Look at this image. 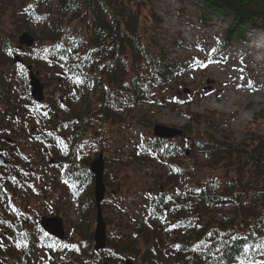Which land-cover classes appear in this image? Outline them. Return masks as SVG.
<instances>
[{"label":"trees","instance_id":"obj_1","mask_svg":"<svg viewBox=\"0 0 264 264\" xmlns=\"http://www.w3.org/2000/svg\"><path fill=\"white\" fill-rule=\"evenodd\" d=\"M194 1L202 22L212 18V14L230 19L227 34L232 40L245 41L246 26L264 32V0ZM143 3L22 0L12 12L17 29L5 38L1 35L0 114H11L13 134L27 116L26 111L36 116L38 123L42 119L51 123L48 131L31 135L50 152L49 143L55 142L51 146L58 161L51 167L61 169L65 187L62 197L72 195L80 206L74 230L86 253H75L76 264H118L125 258L134 259V264H154L161 256L172 258V264H259L264 261V136L254 134L241 142L208 137L191 143L193 150H202L209 160L208 165L200 167L209 174L195 186L187 184V178L195 174L194 168L189 163L183 168L176 163L175 154L186 153L171 139L152 138L135 147L134 158L152 155L168 174L162 185L157 178V187L149 194V204L140 218H128L122 229L124 237L141 239L145 248L135 250L120 240L114 244L110 235L106 236V249L96 253L92 248L96 205L94 178L88 164L100 152L106 153L104 128L129 127L126 118L131 109L159 95L181 69L178 63L169 61L159 46L162 33L158 19L144 10ZM48 4L51 7L43 10ZM1 20L0 31L4 32ZM30 23L43 24L42 36L36 38L31 32L33 46L19 50L17 34L21 29L28 31ZM16 55L21 63L14 62ZM27 66L39 72L40 80L45 73L48 75L49 79L43 81L45 88L54 81V89L42 105L30 100ZM80 95V106L76 107L75 100ZM159 101L164 103L165 97ZM122 112L126 117H122ZM260 115L254 114L250 124ZM91 130L99 135L98 142L89 140ZM23 159L29 165L28 154ZM49 161L45 167H50ZM103 177L108 186L110 179H106L105 172ZM6 178L0 169V204L4 210L0 215L7 213L0 219L7 221L12 234V245L6 247L7 259L13 264H33L37 246L47 245L52 247L53 264H72L62 247L65 243L49 236H40L36 243L35 235L41 233L38 223L26 226L16 217L10 203L15 188ZM106 202L104 197L101 210ZM225 206L230 209L220 212L219 220L213 221L211 215L201 224L210 208Z\"/></svg>","mask_w":264,"mask_h":264},{"label":"rangeland","instance_id":"obj_2","mask_svg":"<svg viewBox=\"0 0 264 264\" xmlns=\"http://www.w3.org/2000/svg\"><path fill=\"white\" fill-rule=\"evenodd\" d=\"M21 1L0 0V18L4 30V32L0 31V41H2L1 35L5 38L17 29L18 23L12 12ZM139 1L144 2L145 7L142 6L145 11L153 13L158 19L157 26L162 33L159 46L167 53L169 61L178 63L181 69L168 87L159 92V95L157 94L151 101L141 104L135 110L131 109V115L126 118L130 121L129 127L114 125L104 128V144L107 149L106 153H103L104 172L106 179H110L105 194L108 202L102 210V217L106 224V236L110 235L114 244L120 240L135 250L145 248L143 241L132 236L124 237L122 229L127 226L128 218L138 219L143 214L150 201L149 194L157 187V178H160L162 185L168 176L166 167L152 155L134 158L135 147L154 138L152 130L155 124L182 130L181 136L171 140L186 153V156L181 153L175 154L176 163L182 168L189 163L195 170V174L187 178V184L191 186H195L209 174L206 169H200L208 165V158L202 150L198 152L193 150L191 143L208 137L231 143L241 142L251 134L264 136V75H262L264 70L255 67L250 57L253 51L245 52L244 42L232 40L228 36L230 19L222 14H212V18H207L206 22H202L199 16L201 11L194 0ZM50 7L51 4L44 5L42 9L47 10ZM43 28L42 23L38 26L30 23L28 31L21 29L17 36L26 31L30 35L31 32L34 33V36L39 38L42 36ZM245 28L247 29L248 26ZM243 33L248 41L254 37L260 38L263 43L264 32L261 29L245 30ZM238 59L246 62V71L242 70L243 65ZM238 74H244L243 82L246 85L243 89L234 90L232 87L236 85ZM47 76L45 73L41 79L42 83ZM224 79L228 80V83L223 81ZM53 82L52 80L49 88L44 86V98L52 93ZM17 86L20 92L24 93L21 84L18 83ZM226 92L235 93L239 95V98L230 103L225 95ZM215 94L226 99V104L230 105L232 111L227 112L209 106L207 100H212ZM81 96L76 97V107L80 106ZM163 97H165L164 103L159 101ZM219 99L214 102L216 106L221 103ZM29 112H25L28 114L20 122L14 135L20 149L14 152V155L18 165H21L24 171L17 173L18 184L16 181L10 184L15 188L13 189L15 196L12 199V208L16 211V217L26 226H30L32 222V224L38 223L42 216L61 217L65 234L63 240L65 245L62 247L66 249V256L73 260L72 264H76V254L86 253L79 234L74 230L78 225L80 206L72 195L62 197L65 187L61 181V169L44 166L46 160L57 159V154L53 150L54 146H51L55 142L49 143L51 152L50 155L45 156L43 153L45 146L38 143L35 136L31 135L34 132L39 133L40 130L48 131L51 123L42 119L39 125L36 116ZM258 112L261 113L260 117L250 124L253 115ZM121 115L123 118L126 117L125 112ZM242 116H247L248 119L239 120ZM95 133L96 130L88 133L89 140L98 142L99 135ZM56 134L58 135L59 132L57 131ZM64 145H68L66 139H64ZM22 153L30 157L29 165L24 162ZM3 175L6 176L5 173ZM6 177L9 181L8 176ZM28 182L30 184H27ZM229 209L230 206L210 208L208 214L201 218V224L211 215L213 221L219 220L220 212ZM0 212H4L2 204H0ZM5 215H0V217L5 218ZM10 219L8 218L11 222L12 219ZM95 223L94 219V227ZM2 235L5 239H2ZM11 235L7 221L3 222L0 219V260L8 264H13L6 255L8 251L6 247L12 245ZM39 240L40 235H35L36 243ZM51 249L52 247L47 245L37 246L33 264H53V258L50 256ZM126 259L134 261L131 258ZM172 262V258L161 256L155 259L154 264H172ZM259 264H264V261Z\"/></svg>","mask_w":264,"mask_h":264},{"label":"water","instance_id":"obj_3","mask_svg":"<svg viewBox=\"0 0 264 264\" xmlns=\"http://www.w3.org/2000/svg\"><path fill=\"white\" fill-rule=\"evenodd\" d=\"M17 41H18V49H20L22 46H24L25 48H30L34 43V37L25 31L19 34ZM14 62L19 63L22 62V60L18 55H16L14 57ZM27 69L29 71V87H30L31 101L37 104H43L45 100L43 93L44 85L38 77L39 72L32 71L31 66H28ZM152 133L155 137L158 138H174L176 136H181L182 130L163 124H155ZM88 169L90 173L94 176L93 194L96 205V216H95L96 223L93 234V242H94L93 249L95 252H97L105 249L106 246V224L102 217V211L100 206L101 202L104 199V194L106 191L103 182L104 160L102 153H99V155L89 163ZM39 224L43 229V231L48 235L53 236L59 240H62L64 238V227H63V220L61 217L43 216L41 217ZM0 264H7V262L0 261ZM104 264H110V263H104ZM122 264H133V261L125 260Z\"/></svg>","mask_w":264,"mask_h":264},{"label":"flooded vegetation","instance_id":"obj_4","mask_svg":"<svg viewBox=\"0 0 264 264\" xmlns=\"http://www.w3.org/2000/svg\"><path fill=\"white\" fill-rule=\"evenodd\" d=\"M4 115L0 114V169L3 173L8 176V182L10 183L13 180L17 181V173L24 171V168L21 165H18L16 161L14 152L19 151V145L16 144V137L11 132V114L7 111H3ZM45 156L50 155L48 148H45L43 151ZM25 153H22L24 157ZM57 159L53 158L49 161V166L51 167L54 163H57ZM16 169V170H15ZM12 200L10 201L11 207ZM28 202V200H27Z\"/></svg>","mask_w":264,"mask_h":264},{"label":"bare ground","instance_id":"obj_5","mask_svg":"<svg viewBox=\"0 0 264 264\" xmlns=\"http://www.w3.org/2000/svg\"><path fill=\"white\" fill-rule=\"evenodd\" d=\"M244 49H245V52L247 51H253V53L251 54L250 53V57L252 58V62L255 64V67L257 69L259 68H262L264 70V54L262 53L263 52V44L260 40V38H254V37H251L250 38V41L246 42L245 45H244ZM239 60V59H238ZM240 61V64L243 65L242 67V70L246 71L247 68H246V62L244 60H239ZM262 75H264V73H262ZM244 80V74H238L237 75V79H236V85H234L232 87V89H236V90H240V89H243L245 87V83L243 82ZM223 81H226V83H228V80H223ZM230 88V90H232ZM235 92V91H234ZM226 97L228 98L227 100H229L230 103H233L236 99L239 98V95H235V93L231 94V93H228L226 92L225 93ZM220 98L219 100L221 101V103H219L217 106L214 104V102H216V100ZM226 99L224 98H221L219 97L217 94L214 95V98L212 100H207V104L209 106H212V107H215V108H219V109H222V110H225V111H232L230 105L226 104ZM226 104V105H225ZM248 119L247 116H242L239 118V120H246Z\"/></svg>","mask_w":264,"mask_h":264}]
</instances>
